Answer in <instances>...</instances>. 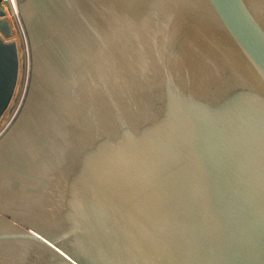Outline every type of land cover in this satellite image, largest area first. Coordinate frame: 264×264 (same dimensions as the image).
Here are the masks:
<instances>
[{
    "label": "water",
    "instance_id": "obj_1",
    "mask_svg": "<svg viewBox=\"0 0 264 264\" xmlns=\"http://www.w3.org/2000/svg\"><path fill=\"white\" fill-rule=\"evenodd\" d=\"M14 1L0 264H264V0Z\"/></svg>",
    "mask_w": 264,
    "mask_h": 264
},
{
    "label": "rangeland",
    "instance_id": "obj_2",
    "mask_svg": "<svg viewBox=\"0 0 264 264\" xmlns=\"http://www.w3.org/2000/svg\"><path fill=\"white\" fill-rule=\"evenodd\" d=\"M6 10H7V15L9 17V20L13 26V30H14V38L15 40L17 41V44H18V48H19V55H20V70H19V78H18V82H17V88H16V91H15V95L13 97V100L11 101V104L7 110V112L4 114L3 118L1 119L0 121V124H2L5 119L7 117H9L11 111L13 110L14 106H15V103L17 101V98H18V95H19V92H20V89H21V85H22V82H23V50H22V42H21V38H20V34H19V31L17 29V26L15 24V20H14V17L12 15V12L10 11L8 5H6Z\"/></svg>",
    "mask_w": 264,
    "mask_h": 264
},
{
    "label": "built area",
    "instance_id": "obj_3",
    "mask_svg": "<svg viewBox=\"0 0 264 264\" xmlns=\"http://www.w3.org/2000/svg\"><path fill=\"white\" fill-rule=\"evenodd\" d=\"M15 2V1H14ZM3 4L5 6V10H6V5H8V1L7 0H3ZM9 7V5H8ZM10 11H11V8L9 7ZM7 12V10H6ZM12 12V11H11ZM15 12H16V15H17V11H16V7H15ZM8 14V13H7ZM13 15V14H12ZM14 17V16H13ZM14 20H15V24L17 26V29L19 31V34H20V38H21V42H22V52H23V82H22V85H21V89H20V92H19V95H18V98H17V101L15 103V106L13 108V110L11 111L9 117H7L5 119V121L0 124V132L1 130L5 127V125L7 124V122L9 121V119L11 118V116L13 115V113L15 112L18 104H19V101L21 99V96H22V93H23V89H24V84H25V78H26V70H27V50H26V44H25V40H24V36H23V32L21 30V27H20V24H19V21H18V16H16V19L14 17ZM1 121V120H0Z\"/></svg>",
    "mask_w": 264,
    "mask_h": 264
},
{
    "label": "bare ground",
    "instance_id": "obj_4",
    "mask_svg": "<svg viewBox=\"0 0 264 264\" xmlns=\"http://www.w3.org/2000/svg\"><path fill=\"white\" fill-rule=\"evenodd\" d=\"M7 1H8L9 7L11 8L12 14H13V16L16 19L17 15H16V12H15V2H14V0H7Z\"/></svg>",
    "mask_w": 264,
    "mask_h": 264
}]
</instances>
